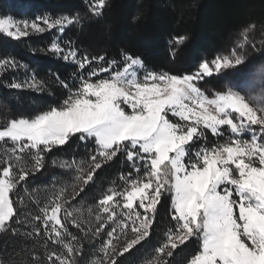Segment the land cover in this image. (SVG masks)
I'll return each mask as SVG.
<instances>
[{"label": "snow or ice", "instance_id": "1", "mask_svg": "<svg viewBox=\"0 0 264 264\" xmlns=\"http://www.w3.org/2000/svg\"><path fill=\"white\" fill-rule=\"evenodd\" d=\"M104 5L105 0H96L93 14L99 16ZM74 22L68 16L42 18L47 29L59 26L63 30ZM30 30L43 33L46 29L35 21H24L21 26L10 17L0 19V32L13 39L28 36ZM247 32L246 29L239 47L248 43ZM184 39L179 37L176 42ZM50 51L59 55L64 49L53 42ZM76 57L77 51L71 47L63 56L66 61ZM103 61L104 56L89 58L85 54L79 67L83 70L93 62ZM243 61L244 56L234 49L229 55L202 60L191 73L147 72L141 79L137 72L138 66L143 67L141 59L125 55L122 69L112 70L116 62L109 61L107 68L82 76L74 89L57 77L63 87L70 89L58 107H50L34 118H13L0 127V141L13 143V155L34 152L33 172L43 168L44 153L66 145L73 137L79 136L82 142L95 141L96 151L90 156L87 172L77 165L80 175L71 192L60 189L42 209L48 238L56 244L64 241L70 235L67 220L81 228L73 219L71 206L84 197L106 162L126 152L134 167L143 165L144 176L122 177L129 187L123 192H106L97 202L96 219L100 224L95 235L107 231L108 222L115 225L107 231L108 238L100 249L106 260L119 264V256L150 236L157 206L168 193L176 227L168 230L166 242L156 249L155 264H165L162 257H172L173 250L192 238L199 239L200 248L189 264H264V97L242 95L233 86L209 96L198 86L205 77L226 74V70ZM18 67L14 59H0V68ZM109 72L106 78L93 79ZM257 81L264 82V69L238 87L251 93ZM25 86L37 87L38 82L33 77L31 82L10 84L12 89ZM169 114L180 122L170 120ZM224 128L232 133L229 140L203 147L195 152L194 159L185 162L192 143L206 139L208 131L222 136ZM245 133H250L251 139H241ZM4 165L0 170V229L15 215L12 190L29 175L21 168L17 180L12 160L4 161ZM66 166L71 169L73 164ZM136 171L140 169L136 167ZM121 197L123 219L117 223ZM137 207L143 210V217ZM129 226L134 238L117 248L113 243L117 232L123 234ZM75 241L73 236L64 244V254L53 253L49 257L52 264H74L72 257L80 251L73 246Z\"/></svg>", "mask_w": 264, "mask_h": 264}, {"label": "trees", "instance_id": "2", "mask_svg": "<svg viewBox=\"0 0 264 264\" xmlns=\"http://www.w3.org/2000/svg\"><path fill=\"white\" fill-rule=\"evenodd\" d=\"M95 2L0 0V17L33 20L45 15L68 16L76 21L62 33L48 30L13 39L0 32V59H14L20 66L0 68V126L13 118H34L50 107H58L70 91L59 80L74 89L82 76L86 78L91 72L108 67L109 61H115L114 67L120 68L125 55L139 57L148 70L184 75L194 72L202 60L210 61L227 50L236 33L251 29L259 36L264 34V0H105L99 16L92 11ZM179 37L185 39L177 43ZM53 42L64 51L69 47L76 50L80 60L87 54L89 58L104 56L105 61L93 62L82 70L78 63L64 60V52H51ZM33 77L37 87L10 88L13 82H31ZM205 137L212 145L214 138L209 131ZM202 140L192 143L189 150L202 147ZM14 147L10 140L0 141V170L4 161L11 159L17 180L21 168L29 175L11 192L15 215L0 229V264H52L49 256L56 245L42 231V208L60 189L71 192L80 175L77 165L87 172L90 156L96 151L95 141L82 142L75 136L66 145L54 147L43 154L44 165L37 172L32 171L34 152L13 155ZM16 156L22 159L17 160ZM69 163L73 164L71 169L66 166ZM136 167L143 165L134 167L127 153H120L104 164L84 197L71 206L73 219L81 224L77 228L72 220L66 221L69 239L75 236L73 246L80 249L73 256L74 264L90 258L94 244L86 223L96 215L100 196L121 190L128 183L122 177L131 174L132 179L137 178ZM175 227L171 195L165 193L157 206L150 236L119 256V264H155L156 249L166 242L168 230ZM199 248V239L192 238L173 250L172 257L164 256L162 260L165 264H189Z\"/></svg>", "mask_w": 264, "mask_h": 264}, {"label": "rangeland", "instance_id": "3", "mask_svg": "<svg viewBox=\"0 0 264 264\" xmlns=\"http://www.w3.org/2000/svg\"><path fill=\"white\" fill-rule=\"evenodd\" d=\"M9 17L12 18L14 21L19 22L21 24V26H22L24 21H27L29 24H31L33 21H35L37 23H40L41 27H45V29H46L45 31L56 30L59 33H62V31H63L59 26L54 28V29H47L46 25H44L42 23V18L50 17L48 15H45L42 17H37L33 20H20V19H15L11 16L0 17V19L9 18ZM51 18H53V17H51ZM53 19H55V18H53ZM66 26L67 25H65L64 28ZM247 30H248V32H247L248 43H245L243 47H239L240 42L245 39V36H244L245 30H243L241 32L236 33L233 36L231 45H229L227 50L220 52L216 55V56L229 55L235 49L238 51V53H240L244 56V61L242 62V64L234 67L233 69L226 70V74L225 73H222L219 75L213 74L212 76L205 77L202 81L198 82V86L207 95L211 96L216 91L227 90L228 86H233V90L241 91L242 95H252L255 97H264V82L257 81L256 88L251 93H249L246 88L238 87V85H241L246 81L252 80L258 72H260L262 69H264V34L259 36L256 34V32H253V30H251V29H247ZM29 34H39V33L33 32L30 30ZM68 51L69 50H65L64 53H67ZM70 60L75 62V63H78V64L81 61L77 57H76V60H72V59H70ZM114 66L115 65H113L112 70H117V69H122L124 67V64L120 68L114 67ZM105 68H107V67H105ZM137 72H138L139 77L142 79L143 76L147 72H154V71L148 70L144 66L142 68H140L138 66ZM156 73H162V72H156ZM110 74H111L110 72L107 74H100L97 76V78L103 79V78H106V75H110ZM168 118L170 120H172L173 122H180L178 117H174L171 114H169ZM0 127H3V126H0ZM222 131H223L222 136H213L211 134L214 138V141L211 142L212 145H209L206 142V140L204 139V140H202L203 146L200 147L199 149H197V150H195V149L189 150L188 149L187 156H186L187 162L189 159H194L195 158V156H194L195 152L199 151L201 148H203V147L211 148L214 144L223 143L232 137V133H231L230 129L224 128ZM257 131H259V130L257 129ZM240 138L241 139H251V134L245 133ZM186 158H185V162H186ZM139 169H140V171L138 172V174H139L138 176L143 177L144 176L143 168H139ZM127 187H129L128 183L123 188H121V190L114 189V191L123 192L124 189ZM50 200H51V198H49L48 200L45 201L42 209H44L46 206H48L50 204ZM119 202H120V208H117V223H119V221L123 219V216L120 215V209L123 207V203H124V200L122 197L120 198ZM137 210H139L141 212V216L143 217V215H144L143 210L139 209L138 207H137ZM98 212H99V209L96 212V215L93 218H90L89 222L87 221V223H86L87 226L89 225L88 228L91 232V235L93 238L92 244H94V246L90 250V258L88 260H85V262H83L81 264H100L101 261H104V264H108L109 262H111L110 260H106V258L104 257V254L100 251V249L102 247L103 242L108 238L107 237V231H111L115 225H113L111 222H108V224L106 225L107 231H104L99 236H96L95 230L100 224V221H98L96 219ZM43 215H44V213L42 212V217H43ZM102 219H106V217H104ZM49 230H50V226H49ZM42 231L47 235V233L44 231L43 219H42ZM133 238H134V234L132 233L131 227L129 226L128 230L125 233L120 234L119 232H117V238H115L113 240V243L117 246V248H120V247H123L128 241H130ZM69 241H71V240L69 239V235H67L64 238V241H62L60 244L54 243L56 245V247H54L52 249L53 252L51 253V255L53 253H55L57 255L64 254L66 252L64 244L68 243ZM53 259H55V257H53ZM72 260H73V257H72ZM56 264H59V262L57 261Z\"/></svg>", "mask_w": 264, "mask_h": 264}]
</instances>
